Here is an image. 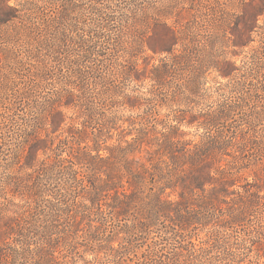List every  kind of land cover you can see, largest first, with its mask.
Wrapping results in <instances>:
<instances>
[{"label":"trees","instance_id":"obj_1","mask_svg":"<svg viewBox=\"0 0 264 264\" xmlns=\"http://www.w3.org/2000/svg\"><path fill=\"white\" fill-rule=\"evenodd\" d=\"M9 1L0 0V145L12 142L0 148V264H66L83 224L85 244L106 250L111 264H243L253 252L264 259V175L245 181L243 193L233 177L251 165L264 174V0H108L101 7L89 0L93 29L83 15L71 17L82 0ZM112 4L122 12L118 26H108ZM104 30L102 51L112 50L99 68L104 89L91 102L82 85L92 79L95 89L99 81L83 63L105 56L95 51ZM254 34L257 45L236 66L226 49L248 48ZM175 70V89L156 100L126 92L145 81L163 85ZM209 71L227 81L214 90L224 100L196 109ZM169 99L185 106L176 111V135L155 127L157 107ZM115 105L145 107V116L111 115ZM70 109L79 123L66 116ZM182 125L204 133L185 140ZM142 146L154 148H143L146 162L131 157ZM166 189H176V203L162 198ZM200 226L210 230L195 243ZM240 227L252 235L248 246L227 233ZM150 233L160 243L136 257Z\"/></svg>","mask_w":264,"mask_h":264},{"label":"rangeland","instance_id":"obj_2","mask_svg":"<svg viewBox=\"0 0 264 264\" xmlns=\"http://www.w3.org/2000/svg\"><path fill=\"white\" fill-rule=\"evenodd\" d=\"M21 1V0H20ZM19 0H11L9 1V5L10 6H14L16 7L18 2H20ZM108 2V0H102L100 3L103 4H97L98 7H101L102 5H105ZM116 0H113L112 3H115ZM79 8L77 11H75L72 14V19L73 20H78V18L83 15L82 17L85 18V24H83V26L85 27V29H93V22H92V15L89 13L90 11V6L93 4L92 1L89 0H82V2L79 3ZM114 4L110 5L111 9L110 10H106V13L112 15L111 20H109V24L108 26H118L120 25V14L122 13L121 10L117 7L113 6ZM187 6V5H185ZM49 11L53 12L54 9L53 8H48ZM261 18L259 20V22H262ZM173 20H168L166 21V23L168 25H172L173 24ZM82 25V24H81ZM104 38H101L99 40H96V48L95 51H102V48H104L103 46H105L106 44H104L105 41H107L109 38L107 37V35L110 33L108 30L105 31L104 30ZM107 34V35H106ZM75 35V34H74ZM109 36V35H108ZM253 38L255 39V42L252 43L248 48L246 49H234L232 47H229L226 49V53L225 56L230 59L231 61L235 62L236 66H240L244 61L246 56L248 55L249 49L251 47H255L257 45L258 42V37L254 34ZM1 45V44H0ZM5 44H2L0 46V48H4ZM9 47V46H8ZM106 47H109L108 49ZM105 47V49L107 50H103L102 52H105V56H102L101 54L99 55H93L92 56V61L89 62H85L83 63V67H85V70L87 72H90V76L92 74H94V76H96V80L99 81V84L95 87V89L92 88L91 83H92V79H89V81L86 84H83L82 86V90L83 92L86 94V97L88 99V101L91 102H97V100L94 101L95 99H99L100 97V92L101 89H104L100 84V80L106 75L104 70H100V66H102V61H104V58L109 57L111 50H112V46L111 44L107 45ZM79 50V49H78ZM95 53V52H94ZM99 53V52H98ZM148 54L151 56L152 53L149 51ZM22 55H24V53H22ZM22 55H20L19 57H21ZM159 59H161V57L158 56H154V58L151 60V64H157V62L159 61ZM142 59H140L139 64L141 65ZM141 67V66H140ZM96 69V72H95ZM94 70V71H93ZM56 79L54 81L55 83V87L57 88L59 83L61 81L62 78H60V75L57 74L56 75ZM227 81L221 79L220 77L217 76V73L215 71H209V73H207L206 78H205V83L203 85V89L201 90V94H203L204 99H201L199 101L198 106L196 107V109H203L206 110L208 109V107H216V104L218 101L224 100L223 98H220L219 96H217V94H215L214 90L215 87L218 86V83L221 84H225ZM49 83H52V81L48 80L47 81V88L45 89L46 91L50 92L54 88L52 85H49ZM126 87V86H125ZM176 87V70L174 71V73H171V76L167 79V81L163 84V85H159L156 84L154 82H149V81H145L142 83H136V84H130L129 86H127V93H130V91H135V93L139 96H142L144 98H150L153 100H156L158 98H156V96L154 94L156 93H165V92H170L171 90L175 89ZM153 95H152V94ZM46 93H44L45 95ZM88 96H91L90 98ZM168 98V97H167ZM13 103V102H12ZM149 103H151V101H149ZM9 104V103H8ZM6 105V104H5ZM11 108V105H10ZM145 109V107H141L140 109H134V110H127L124 109L122 106L119 105H115L113 106L109 111L111 115H117L119 117H122V119L125 120H133V118H136L138 116H145L143 115V110ZM181 109H185V106L183 105H177L176 104V100L175 101H171V99H169L168 101H166L164 103L163 106L157 107V111L158 113L155 114V117L158 120V124L155 126L156 130L161 132V133H168L170 132L171 127H173V132L176 135V111L181 110ZM27 111V108H23L22 111H17V114L20 116H23V113H25ZM73 110H68L66 111V116L67 117H71L73 120H75V122L79 123L81 121V117L78 118V120H76L75 115L73 113ZM18 115H15L13 113H10V117L9 119H18ZM136 118V119H138ZM150 121H146L145 123L149 126L152 125V120L149 118ZM138 121V120H137ZM127 122L123 125L122 129H125L126 133L128 131V126H127ZM138 127V126H136ZM13 128H11V126L7 127L6 129H4V132L7 130H12ZM121 129V130H122ZM134 133V132H132ZM178 133L184 134V139L185 140H196L199 139V137H201L204 133V130L200 127V128H196V127H186L184 125H182L179 130ZM6 136V135H5ZM117 139V135L116 133L113 136V139L108 142V145L110 144H115ZM127 140H130V136L127 137ZM12 142L8 141L7 138H5V144H1L0 148L2 151H5L7 149L10 148ZM90 144V143H89ZM125 146V145H123ZM142 150H138L136 149L135 151H133L131 157L135 158V159H140L141 162H146L149 154L145 153L143 148H146V150L148 152H153L154 148H150V147H146V146H142L141 147ZM139 152V153H138ZM156 155H154V153L152 154V158L156 159ZM166 161H168L166 158H164ZM228 160L230 158H227ZM233 177L235 179V182H237L238 185H241V188H234L237 189L240 193L244 192V185H245V181H247L248 183H250L251 185L255 184V182L257 181V178L255 175L257 176H263V172L261 171L259 166H253L251 165L250 167L248 166L246 169H241L238 171H234L233 170ZM149 185L146 184V188ZM161 186V185H158ZM159 188V187H157ZM253 191L254 188H252ZM162 198L164 200L170 201L172 203H176V201L179 200L176 189L175 190H170V189H166V191H164ZM15 203H20V200L18 198L14 199ZM201 202V201H200ZM198 202V203H200ZM231 204V203H230ZM223 212H226L228 209V206L223 205ZM129 225L131 224V222H127ZM168 221H165V224H168ZM162 226H164V224L160 221L159 223V228H162ZM82 230L80 232H78L77 236V244H75V251L73 252V254L69 255V258H65L66 260V264H111V260L109 259L108 255L106 254L107 251L102 249L101 247H97V246H92V245H86L85 241L83 240V238H81L82 236L85 235V233H88V227H86L85 224L82 225ZM208 230H210L209 227H202L200 226L197 231H196V235L197 238H193V241L195 243L203 241L206 239L207 235H208ZM227 233H229L230 239L231 241H236L235 239H237V241L241 242V239L246 240V246L250 245V239L252 238V235L248 233V231L246 230V228L244 227H240L237 229H233L232 231H227ZM121 236V235H120ZM196 239V240H195ZM139 242H142L141 240ZM154 242L160 243V238L158 237L157 233H150L148 236H146V239L143 240L142 244H139L140 246L142 245L141 248L136 249L135 255L136 257H138L140 255V252H142L144 249H149V248H153L155 245ZM114 247L117 246V243L115 242L113 244ZM148 247V248H146ZM253 247H257V244L255 243ZM240 248V247H239ZM240 252H243V250L240 248L239 250ZM261 253V252H260ZM132 259L134 260L135 258L132 257ZM123 264L125 262H122ZM128 264H131L129 262H126ZM243 264H264V259L263 257H258L255 255V253H251L249 254V256H246L244 258V262Z\"/></svg>","mask_w":264,"mask_h":264}]
</instances>
